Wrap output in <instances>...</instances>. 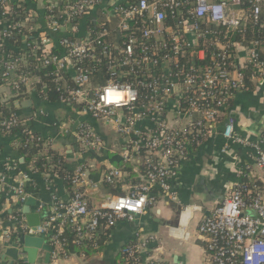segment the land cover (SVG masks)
Returning <instances> with one entry per match:
<instances>
[{"label":"built area","instance_id":"obj_1","mask_svg":"<svg viewBox=\"0 0 264 264\" xmlns=\"http://www.w3.org/2000/svg\"><path fill=\"white\" fill-rule=\"evenodd\" d=\"M42 1L45 13L48 11L44 14L45 28L29 23L37 18L33 9L29 16L15 21L0 18V49L13 31L23 30L35 37L21 43L25 53L16 56L0 51V86L13 95L38 92L37 75L13 73L26 63V55L39 50L42 66H53L55 81L65 76L73 81L74 87L67 91L70 100L83 102L81 115L110 126L122 136L126 148L121 159L143 165L145 172L140 175V184L126 182V174L116 167L103 172L101 185L124 182L126 191L95 207L89 202V192L97 191L99 184L91 181L87 167L80 164L71 176L67 198L54 199L48 207L39 205L41 216L45 213L34 230L23 217H14L18 220L15 230L48 237L54 260L63 248L59 235L66 226H71L77 237H91L99 227L111 229L159 200L178 203L179 168L192 152L185 137L209 136L223 115L221 135L226 144L221 150L226 152L234 145L244 149L262 177L249 175L255 180L252 185L237 177L221 201L201 218L197 232L204 238L207 264H264V138L251 141L237 133L227 103L235 94L230 90L239 92L243 86V67L234 63L237 47L247 51V63L253 65L251 78H264L259 42L244 45L235 40L248 22L259 19L262 0ZM0 8V17L7 16L10 0H0ZM54 8L62 9L59 16ZM98 10H103L109 27L91 37L87 24L95 23ZM72 19L78 24H72ZM111 36L125 40L105 43L103 38ZM97 44H102L100 55ZM207 57L212 65L202 66ZM104 59L107 76L98 81L95 70L84 63ZM44 87L42 84L41 92ZM19 119L17 113L0 119V131L18 126ZM70 134L83 151H104L105 143L91 123L75 125ZM37 141L40 138L29 135L21 137L19 143ZM6 173L5 169L0 171V188L7 182ZM257 179L262 185L256 184ZM13 191L23 200L21 185ZM189 209L183 207L180 217ZM51 224L56 230L48 236ZM157 242L152 235L137 237L134 245L122 248L123 264H166L153 257V252L141 260V253L154 251Z\"/></svg>","mask_w":264,"mask_h":264},{"label":"crops","instance_id":"obj_2","mask_svg":"<svg viewBox=\"0 0 264 264\" xmlns=\"http://www.w3.org/2000/svg\"><path fill=\"white\" fill-rule=\"evenodd\" d=\"M27 1L40 21L39 26L45 28V3L42 0L34 3ZM235 52L234 63L244 68L247 63L246 49L237 47ZM260 52L264 54V46H260ZM252 82L256 83L254 90L239 91L233 95L229 114L236 120L237 133L251 141H258L264 138V78L257 81L252 79ZM0 97L2 102L13 100L19 118L33 132L39 133V138L49 141L55 151L65 153L69 161L76 159L71 148L74 138L70 131L81 122L91 123L105 143V153L92 151L84 158L91 181L99 184L97 191L89 192L91 206H103L116 194L126 191L124 182L113 186L100 184L103 172L114 168V162L121 158L126 148L124 138L110 126L78 115L69 104L45 101L35 90L13 95L7 87L0 86ZM26 100L31 102L29 107L22 106ZM222 116L212 134L205 136L191 152L189 159L181 164L177 181L178 203L159 200L144 213L135 215L130 220L119 221L109 230L103 246L97 252L88 257L71 254L54 260L51 252L48 264L63 262L65 259L79 262L78 264H123L121 252L125 244L135 243L137 237L146 235L154 236L158 242L152 247L154 251L141 253L143 261L148 253L153 252V257H158L166 264H207L204 238L197 232L201 218L221 201L226 188L241 174H257L262 177L244 149L234 145L226 152L221 150L226 144L221 135L225 121V116ZM12 139L0 134V171L7 170V182L0 188V264H30L26 251H20L17 260L3 256L2 244L12 241L10 233H21L15 230L18 220L13 218L18 217L16 213L20 212L25 220L22 209L25 201L32 197L34 205L29 207L30 212L39 213L41 219L39 205L48 207L54 199H66L68 191L56 175L46 176L34 172L33 166L25 160ZM20 185L23 200L13 191ZM183 207L190 208L184 218L180 217ZM35 236L43 237L42 244L51 247L45 236ZM35 250L32 264H45L47 251L42 246Z\"/></svg>","mask_w":264,"mask_h":264},{"label":"trees","instance_id":"obj_3","mask_svg":"<svg viewBox=\"0 0 264 264\" xmlns=\"http://www.w3.org/2000/svg\"><path fill=\"white\" fill-rule=\"evenodd\" d=\"M37 0H29V2H36ZM28 1H20V0H10L11 11L8 13L7 16L0 17L2 20H18L22 19L25 16H29L30 13L33 11L28 6ZM62 9L54 8L53 12L59 16ZM2 12V8H0V14ZM48 14V11L45 15ZM103 10H98L96 13V21L95 23L88 22L87 28L91 33V37H94L97 33L101 32L105 27H109V23L104 19ZM29 23L39 24L40 21L36 18L34 21L29 19ZM72 24H78L77 19L71 20ZM35 37L32 34L27 33L26 31H13V36L5 43L2 44V48L0 49L1 52H9L13 55H19L20 53H25L26 50L22 49V42H31L34 41ZM105 43H114L120 44L121 40H125L124 38H115L114 36L111 37H104ZM235 40L240 41L242 44L246 45L250 42H259L260 46H264V0H262L261 4V13L259 19L255 21L248 22L241 33L235 36ZM96 53H101L102 44L95 45ZM40 51L38 50L34 54L26 55V63L18 68L17 71L13 73V75L25 73L29 75H37L40 79V82L36 84V89L39 92V96L41 99L49 102H66L69 104L73 110L78 114H82V106L83 102L80 100H70L69 94L67 89L74 87L73 81L70 77L65 76L64 79L60 81H55L54 77L51 75L54 68L52 65L43 67L41 64L42 56L40 55ZM258 59L260 61H264V54L259 53ZM202 63V66L212 65V62L207 57ZM84 65L94 69V74H97L98 81L105 80L107 76V63L106 59H104L100 63H94L92 61L86 60ZM232 67H229L231 70ZM240 72L243 75V86L239 91H246V90H254L256 87V83L252 82V73H253V65L251 63H246L245 67L240 69ZM102 82V81H101ZM44 84L45 87L41 92V85ZM230 92L237 93L238 91L231 89ZM187 100V99H185ZM228 106H231L232 103V96L227 100ZM186 106V103H182V106ZM16 109L14 108L13 100L4 101L0 100V119L2 118H9L12 114H16ZM1 135L9 136L13 138L14 142L18 145L19 152L24 156L25 160L33 166V171L43 174V175H56L60 181H62L63 186L67 191L70 193L71 188V176L74 170L78 167V165L82 164L85 165V159L90 152L83 151L79 144L72 140V150L74 154L81 155V158L74 159L72 161L67 160V156L65 153H60L55 151L51 143L45 139H41L40 141L33 142L32 144L24 145L23 143L20 144L19 140L21 137L25 138L29 135H35L38 137L39 133H35L31 130V128L27 125V123L23 119H19L18 126L12 128L9 131L2 130L0 131ZM191 143V150H195L198 143L204 138L203 136H196L193 140L190 136L185 137ZM105 153V152H103ZM114 167L121 169L126 174V182L132 184H140L142 181L140 180V175L144 174L145 167L139 163H133L130 161H123L121 158L114 162ZM241 182L247 185H252L255 183V180L250 178L248 174H241L240 175ZM257 185H262V183L257 179ZM45 213V212H43ZM42 213V216L44 214ZM18 218L22 217L23 215L18 212L16 213ZM56 225L51 224V227L47 233V235H51L55 232ZM110 229H102L99 227L97 233L91 237H77L76 234L72 231L71 226H66L64 231L59 235V238L63 242V248L60 252V256H70L71 254L80 256V257H88L91 254L97 252V250L103 246L106 236H108ZM10 235L13 237L15 236V232H11ZM99 236V237H98ZM48 237H46L47 239ZM132 244H125V246L134 245ZM124 246V247H125ZM120 264V263H119Z\"/></svg>","mask_w":264,"mask_h":264},{"label":"water","instance_id":"obj_4","mask_svg":"<svg viewBox=\"0 0 264 264\" xmlns=\"http://www.w3.org/2000/svg\"><path fill=\"white\" fill-rule=\"evenodd\" d=\"M30 105L31 102L29 100H26L22 103L23 107H29ZM32 205H34V200L32 197H30L25 201V207L22 209V213H24L25 215V220L28 227L31 230H34L36 226H38L40 223V215L39 213L30 212L29 207ZM43 242V237H36L33 233L29 231L21 232L13 236L12 241L9 240L3 242V256L10 257L12 260H17L20 251H26L29 255V263L32 264L33 258L36 255L35 249L42 246V248L47 251V254L45 255V264H48L50 260V254L52 252V247L48 245H43Z\"/></svg>","mask_w":264,"mask_h":264},{"label":"rangeland","instance_id":"obj_5","mask_svg":"<svg viewBox=\"0 0 264 264\" xmlns=\"http://www.w3.org/2000/svg\"><path fill=\"white\" fill-rule=\"evenodd\" d=\"M74 263L78 264L79 262L77 263L76 261H72V260L67 261L66 259L63 262H57L56 261V264H74Z\"/></svg>","mask_w":264,"mask_h":264}]
</instances>
